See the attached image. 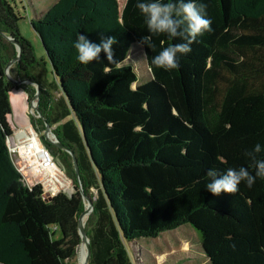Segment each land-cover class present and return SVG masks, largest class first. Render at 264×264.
<instances>
[{
	"label": "trees",
	"instance_id": "16d2710c",
	"mask_svg": "<svg viewBox=\"0 0 264 264\" xmlns=\"http://www.w3.org/2000/svg\"><path fill=\"white\" fill-rule=\"evenodd\" d=\"M33 9L30 25L51 63L53 80L40 85L38 108L58 141L77 160L79 181L93 204L85 225L87 264H133L125 242L157 238L191 227L206 264H264V179L235 194L208 192L206 171L248 167L246 149L264 145V0H198L206 5L212 31L198 37L181 56L178 69L150 64L152 56L179 40L153 36V49L140 43L147 34L137 0H54ZM44 7V8H43ZM20 16L0 0V264H71L81 244L77 220L84 203L77 191L48 203L42 188L21 181L7 148L12 135L11 83L32 79L39 63L18 29ZM115 36L118 63L104 59L82 65L73 42L79 33L99 43ZM133 45L141 47L149 80L137 84L135 68L123 64ZM145 54L147 56H145ZM47 89L58 97L47 101ZM33 126L40 118L29 117ZM74 183L68 157L40 135ZM258 158L264 159V153ZM94 190L95 195L91 193Z\"/></svg>",
	"mask_w": 264,
	"mask_h": 264
},
{
	"label": "clouds",
	"instance_id": "9594fccd",
	"mask_svg": "<svg viewBox=\"0 0 264 264\" xmlns=\"http://www.w3.org/2000/svg\"><path fill=\"white\" fill-rule=\"evenodd\" d=\"M135 7L143 17L147 30V34L141 36V44L153 49V36L161 34L180 41L162 48L152 56L150 64L157 69H178L181 56L192 51L191 45L198 42V37L212 31V20L207 15L206 5L198 3V0H137ZM115 43V36H105L103 32L100 33L99 43L90 40L86 34L79 33L73 42L76 60L87 65L101 60L100 54L103 53L106 61L118 63L113 49ZM261 153H264V145L260 143L244 151V156L251 161L254 172L245 166L229 168L224 173L215 168L207 169L206 190L218 196L221 192L237 193L241 182L251 188L257 179H264V159L258 158Z\"/></svg>",
	"mask_w": 264,
	"mask_h": 264
},
{
	"label": "rangeland",
	"instance_id": "374dc122",
	"mask_svg": "<svg viewBox=\"0 0 264 264\" xmlns=\"http://www.w3.org/2000/svg\"><path fill=\"white\" fill-rule=\"evenodd\" d=\"M8 1L14 8L15 12L21 18L18 22L19 33L24 39L28 40L31 43L36 61L40 65L33 72L32 79H37L47 85V83L53 80V76L51 74V69L41 42L30 25V21L33 18V9L38 10L40 7V2L39 0ZM53 1L54 0H45V4L43 5L49 6L51 5V3H53ZM124 2L125 0H117L119 9L122 8ZM4 40L10 43V41L6 40L5 38ZM14 50L17 56V50L15 46ZM123 64H129L135 68V72L137 73V84L145 83L150 79L149 73L146 69L145 59L142 55L141 47L139 45H133L131 47L129 55ZM13 66L14 64L10 66L8 75L13 80H17L10 71ZM24 86H27L29 89H35V87L30 83L24 84ZM57 97L58 94L55 91L47 89L48 102L54 103ZM32 98L28 102L27 99L25 100L24 96L22 97V95L15 92H13L12 95L9 96L11 114L8 117V121L12 132H14V138L21 129L27 130L29 127H32L36 131V133H38V135H43V126L36 127L31 125L29 122L30 116H32L34 119H37V117H35L34 115V109L32 108V104H35ZM25 103L27 105L26 110ZM50 128L53 132V129L55 127ZM61 158V164L65 165L67 163L71 164V167H73V162L70 155L68 157L62 155ZM63 171L66 175L67 173L65 172V170ZM66 177L68 178L70 183L68 187L65 190L56 192L57 194L53 197V199L46 200L48 201V203L64 201L70 195L74 194L77 191V184L74 183V181L70 177H68V175H66ZM91 193L93 195L96 194L94 190H92ZM84 209H86V205H84ZM91 216L92 213H90V215L86 218L85 225ZM125 244L133 264H206V259L202 256L200 251L198 234L189 226H182L172 231L163 232L157 238H140L132 242H125ZM71 264H79L78 249L76 251L75 257L71 260Z\"/></svg>",
	"mask_w": 264,
	"mask_h": 264
},
{
	"label": "built area",
	"instance_id": "2783aa9c",
	"mask_svg": "<svg viewBox=\"0 0 264 264\" xmlns=\"http://www.w3.org/2000/svg\"><path fill=\"white\" fill-rule=\"evenodd\" d=\"M32 130L36 141L24 140L19 143L11 135V142L7 140L8 152L23 184L28 188L39 185L43 191L42 197L50 200L56 192L65 190L70 183L61 166L42 143L40 135L33 128Z\"/></svg>",
	"mask_w": 264,
	"mask_h": 264
},
{
	"label": "water",
	"instance_id": "95a60500",
	"mask_svg": "<svg viewBox=\"0 0 264 264\" xmlns=\"http://www.w3.org/2000/svg\"><path fill=\"white\" fill-rule=\"evenodd\" d=\"M3 37L6 40L10 41V43L13 44L15 46L16 50H17V56L13 60H11L5 67L6 78L11 83L16 84V85H24V84L30 83L31 85H33L35 87V95L32 98L35 104H32V108L34 109L35 117L40 118L43 121V124H44V132H43V135H42L43 139L48 144L53 145V146H55L56 148H58V149H60L62 151H65L66 153H68L71 156L72 162H73V167H74V173H75V176H76V179H77V183H78L79 194H80V196H81V198L83 200L84 205H85V202H87L88 205H89L90 211H93L92 200L87 195H85V193L83 191V188H82V185H81V183L79 181V169H78V166H77V160L75 158V155L73 154V152L68 147L64 146L63 144H61L58 141L56 136L53 134L49 124L42 117V114H41V112H40V110L38 108V99H39L40 85L38 84V82L35 79H17V80H13L8 75V70H9L10 66L15 64L20 59L21 47H20L19 43L17 41L13 40L11 37H8L6 35H3ZM39 40H40V38H39ZM40 42H41V40H40ZM41 45H42V42H41ZM42 47H43V45H42ZM43 49H44V47H43ZM44 52H45V50H44ZM45 55H46V52H45ZM48 63H49L50 69L52 70L50 61H48ZM50 135H51V137H50ZM8 138H10V136ZM87 212H88V210L84 209L83 212L79 215L78 220H77V229H78V234L80 236L81 244H84L85 245V249H86V257H85V263L84 264L88 263V259H89V256H90L89 238H88L87 233H86L85 224H83V222H82V217Z\"/></svg>",
	"mask_w": 264,
	"mask_h": 264
},
{
	"label": "bare ground",
	"instance_id": "6f19581e",
	"mask_svg": "<svg viewBox=\"0 0 264 264\" xmlns=\"http://www.w3.org/2000/svg\"><path fill=\"white\" fill-rule=\"evenodd\" d=\"M13 137H14V133H13ZM51 137V135H50ZM15 139L19 142V143H22V141H26V140H34L36 141V136H35V133L34 131L32 130L31 127H29L27 130L25 129H21ZM8 142H11V137L8 138ZM85 205H86V210H88V212L82 217V222L83 224H85L86 222V218L90 215V213H92V211H90L89 209V205L87 202H85ZM85 257H86V249H85V245L84 244H81L79 247H78V263L79 264H84L85 263Z\"/></svg>",
	"mask_w": 264,
	"mask_h": 264
},
{
	"label": "crops",
	"instance_id": "0c3cea01",
	"mask_svg": "<svg viewBox=\"0 0 264 264\" xmlns=\"http://www.w3.org/2000/svg\"><path fill=\"white\" fill-rule=\"evenodd\" d=\"M15 92V93H19L20 95H22V97L24 96L25 100L27 99V95L22 91V90H13L10 95H12V93ZM23 92V93H22ZM9 95V96H10ZM26 105V103H25ZM27 109V105L25 106V110ZM27 122H28V119H27Z\"/></svg>",
	"mask_w": 264,
	"mask_h": 264
}]
</instances>
